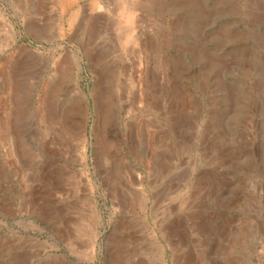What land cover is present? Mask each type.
<instances>
[{"label":"rangeland","instance_id":"obj_1","mask_svg":"<svg viewBox=\"0 0 264 264\" xmlns=\"http://www.w3.org/2000/svg\"><path fill=\"white\" fill-rule=\"evenodd\" d=\"M116 1L0 0V264H264V0Z\"/></svg>","mask_w":264,"mask_h":264},{"label":"bare ground","instance_id":"obj_2","mask_svg":"<svg viewBox=\"0 0 264 264\" xmlns=\"http://www.w3.org/2000/svg\"><path fill=\"white\" fill-rule=\"evenodd\" d=\"M116 3L119 14L122 16V23L121 26H119L121 27V38L123 40L129 39V36L132 33L133 25L136 24V21L138 20L137 12L134 10L136 1L117 0Z\"/></svg>","mask_w":264,"mask_h":264}]
</instances>
